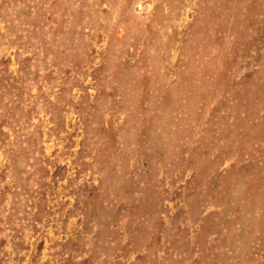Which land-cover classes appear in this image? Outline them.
<instances>
[{
  "label": "rangeland",
  "instance_id": "obj_1",
  "mask_svg": "<svg viewBox=\"0 0 264 264\" xmlns=\"http://www.w3.org/2000/svg\"><path fill=\"white\" fill-rule=\"evenodd\" d=\"M0 264H264V0H0Z\"/></svg>",
  "mask_w": 264,
  "mask_h": 264
}]
</instances>
